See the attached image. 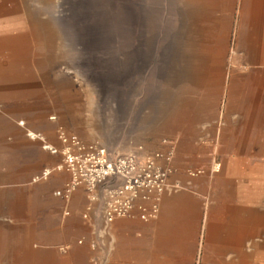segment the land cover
<instances>
[{
  "label": "rangeland",
  "instance_id": "rangeland-1",
  "mask_svg": "<svg viewBox=\"0 0 264 264\" xmlns=\"http://www.w3.org/2000/svg\"><path fill=\"white\" fill-rule=\"evenodd\" d=\"M242 1L0 0V264L97 257L99 212L83 224L65 214L73 203L81 216L87 196H55L61 171L36 181L62 157L43 145L64 134L111 155L173 146L184 156L176 144L193 108L216 105L241 57Z\"/></svg>",
  "mask_w": 264,
  "mask_h": 264
},
{
  "label": "crops",
  "instance_id": "crops-1",
  "mask_svg": "<svg viewBox=\"0 0 264 264\" xmlns=\"http://www.w3.org/2000/svg\"><path fill=\"white\" fill-rule=\"evenodd\" d=\"M238 34L241 57L230 64L216 105L193 108L191 135H179L176 148L188 149L184 156L176 150L180 171L171 181L182 187L163 193L150 221L121 218L105 230L100 220L102 264H264V0L242 1ZM215 162L220 169L212 172ZM188 167L205 173L189 177L183 173ZM60 173L69 180L68 170ZM82 195L79 189L65 202ZM72 204L65 214L83 224ZM115 236L122 238L120 258L111 255ZM25 250L32 254L30 245Z\"/></svg>",
  "mask_w": 264,
  "mask_h": 264
},
{
  "label": "built area",
  "instance_id": "built-area-1",
  "mask_svg": "<svg viewBox=\"0 0 264 264\" xmlns=\"http://www.w3.org/2000/svg\"><path fill=\"white\" fill-rule=\"evenodd\" d=\"M61 147L45 143L52 154L61 155V161L43 168L36 175V181L46 180L55 171L68 170L70 177L63 188L54 195L69 200L79 189L86 192L87 204L82 214L85 220L96 209L105 230L118 219L138 217L142 221L155 218L164 192L178 189L181 184L171 178L180 169L174 164L175 149L158 150L150 154L127 153L111 155L106 148L97 144H85L69 139L62 134ZM220 169L214 163L211 171ZM189 177L205 173L203 168H185ZM79 244L84 240L79 239ZM95 246V245H94ZM88 264H102L93 256Z\"/></svg>",
  "mask_w": 264,
  "mask_h": 264
},
{
  "label": "bare ground",
  "instance_id": "bare-ground-1",
  "mask_svg": "<svg viewBox=\"0 0 264 264\" xmlns=\"http://www.w3.org/2000/svg\"><path fill=\"white\" fill-rule=\"evenodd\" d=\"M7 49H8V48H0V51H1V50H7Z\"/></svg>",
  "mask_w": 264,
  "mask_h": 264
}]
</instances>
